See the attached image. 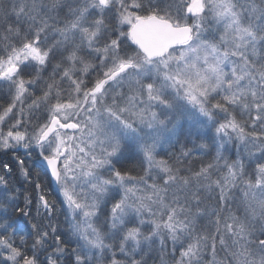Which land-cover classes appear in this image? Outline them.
<instances>
[{"label": "snow or ice", "instance_id": "obj_1", "mask_svg": "<svg viewBox=\"0 0 264 264\" xmlns=\"http://www.w3.org/2000/svg\"><path fill=\"white\" fill-rule=\"evenodd\" d=\"M0 264H264V0H0Z\"/></svg>", "mask_w": 264, "mask_h": 264}]
</instances>
